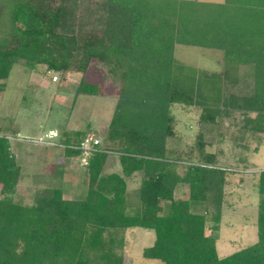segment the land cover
<instances>
[{"label": "trees", "instance_id": "trees-1", "mask_svg": "<svg viewBox=\"0 0 264 264\" xmlns=\"http://www.w3.org/2000/svg\"><path fill=\"white\" fill-rule=\"evenodd\" d=\"M177 45L221 51L220 72L180 63ZM78 55L83 68L95 61L119 85L104 136L109 146L86 156L79 198L53 188L22 205L14 200L21 168L0 134V264H125V233L134 228L154 232L144 259L264 264V170L257 179V241L220 258L227 175L240 170L206 153L201 133L198 164L168 148L178 136L175 105L200 110V124L232 125L233 149L264 134V0H0V90L17 66L68 75ZM99 90L83 77L76 96ZM61 143L66 157L82 156L70 148L75 142ZM113 157L119 172L104 174ZM135 174L140 204L131 210L127 188ZM179 188L183 197H176Z\"/></svg>", "mask_w": 264, "mask_h": 264}, {"label": "rangeland", "instance_id": "rangeland-1", "mask_svg": "<svg viewBox=\"0 0 264 264\" xmlns=\"http://www.w3.org/2000/svg\"><path fill=\"white\" fill-rule=\"evenodd\" d=\"M217 53L220 54L177 45L174 57L180 63L203 71H214L220 58ZM79 58L78 55L73 64L74 70L68 75L47 74L43 66L34 70L15 66L0 90V134L10 140L11 150L21 168L14 197L17 203L30 205L36 194L53 188L62 189L63 198L70 200L84 193L87 184L86 157H66L62 141L70 140L75 142L74 145L79 144L75 133H81L84 139L92 137L99 140L101 146H109L104 136L118 98L119 85L97 62L91 61L86 69L83 68L84 60ZM81 68L86 70L84 75L78 72ZM54 76L57 82L52 83ZM83 77L99 87V94L95 97L76 96V87ZM172 112L177 120L174 128L178 136L168 142L171 151L181 154L188 163L198 164L200 154L197 135L201 133L204 151L220 154V165L239 168L240 171L245 169L243 173L239 171L227 175L226 206L222 211L220 235L216 243L218 256L226 257L254 244L257 241V179L264 170V134H260L257 139L246 138L241 142L246 144L243 149H233L231 140L236 130L229 123L225 122L222 126L200 124V110L187 112L178 105L172 107ZM231 121L237 127L241 126L239 119ZM57 140H61V144ZM47 143L61 146L55 148ZM116 167L117 161L113 157L103 173L108 174L115 169L119 172ZM185 167L180 164L179 173ZM139 178L140 175L135 174L128 181L127 203L131 210L137 209L140 204ZM183 194L184 189H177L176 197H183ZM125 238L126 246L122 253L125 264H163L142 257L143 250L154 242L153 231L134 228L126 231Z\"/></svg>", "mask_w": 264, "mask_h": 264}, {"label": "built area", "instance_id": "built-area-1", "mask_svg": "<svg viewBox=\"0 0 264 264\" xmlns=\"http://www.w3.org/2000/svg\"><path fill=\"white\" fill-rule=\"evenodd\" d=\"M52 82L53 83L57 82L56 76L52 78ZM99 144H100L99 140L94 139L92 137H86L80 144H78L77 146H72L70 148L80 150L82 152V156L86 157L90 153L97 152L98 151L97 145ZM47 145L53 147L61 146L60 144H56V143H47Z\"/></svg>", "mask_w": 264, "mask_h": 264}, {"label": "crops", "instance_id": "crops-1", "mask_svg": "<svg viewBox=\"0 0 264 264\" xmlns=\"http://www.w3.org/2000/svg\"><path fill=\"white\" fill-rule=\"evenodd\" d=\"M190 1H193V0H190ZM201 2H203V1H201ZM224 2V0H219V1H214V2H212V1H209V0H206V1H204L203 3H215V4H222ZM207 50H209V49H207ZM211 51H215V50H211ZM216 52H219L220 54H218L217 56L218 57H220L219 58V60L216 62L217 63V66H215V70L214 71H207V70H205V71H207V72H216V73H218V72H220V70H221V61H222V58H223V54H222V52L221 51H217L216 50ZM219 66V68L217 69V67ZM53 83V82H52ZM114 172H117V170L115 169V170H113Z\"/></svg>", "mask_w": 264, "mask_h": 264}]
</instances>
